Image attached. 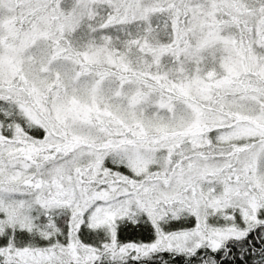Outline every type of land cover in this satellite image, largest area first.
<instances>
[{"label": "snow or ice", "instance_id": "snow-or-ice-1", "mask_svg": "<svg viewBox=\"0 0 264 264\" xmlns=\"http://www.w3.org/2000/svg\"><path fill=\"white\" fill-rule=\"evenodd\" d=\"M0 264H264V0H0Z\"/></svg>", "mask_w": 264, "mask_h": 264}]
</instances>
